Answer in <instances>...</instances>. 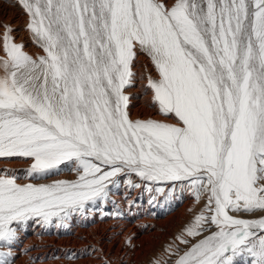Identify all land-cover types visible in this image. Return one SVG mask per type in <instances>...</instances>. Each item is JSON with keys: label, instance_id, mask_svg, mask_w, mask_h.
<instances>
[{"label": "snow or ice", "instance_id": "snow-or-ice-1", "mask_svg": "<svg viewBox=\"0 0 264 264\" xmlns=\"http://www.w3.org/2000/svg\"><path fill=\"white\" fill-rule=\"evenodd\" d=\"M18 3L45 55L0 25V157L30 158V178L67 165L77 179L21 184L3 170L0 264L28 221L91 211L121 177L147 186L133 174L203 201L156 264H264V0ZM137 51L158 73L154 106L174 123L130 118Z\"/></svg>", "mask_w": 264, "mask_h": 264}, {"label": "bare ground", "instance_id": "bare-ground-1", "mask_svg": "<svg viewBox=\"0 0 264 264\" xmlns=\"http://www.w3.org/2000/svg\"><path fill=\"white\" fill-rule=\"evenodd\" d=\"M167 2L171 3L172 0ZM27 22L28 16L18 0H0V25L10 26L14 30L12 32L14 42L22 44L23 51L36 59L45 53L30 38L31 34L29 35L26 29ZM3 31L4 29L0 27V33ZM3 55L4 53L0 51V57ZM143 63V58L138 56L132 67V71L137 75V81H134L130 88L126 86L124 90L129 96L127 111L130 118L174 123V118H166L154 106L153 93L146 84L149 77L158 79L157 73L148 72L146 69L147 81L142 82L145 77H141L143 75L141 68L146 66H143ZM4 164L0 163V175L4 174V169H7L10 175L18 174L15 169L13 171ZM18 165L20 168V164ZM120 179L123 182L126 178ZM134 183L147 186L134 187L132 197L129 198L124 191L120 195L112 194L115 200H107L105 212L102 209L98 214L92 212L87 220L82 221L73 218L69 223L64 220L69 228L58 229L57 226L50 228L33 221L12 251L15 255V264H145L150 256L156 253L159 255L158 247L160 248L161 242L165 239L167 230L171 226H177L180 219L192 217L203 201H195L188 189L182 187L179 182L151 184L137 178ZM156 188H162L164 191L157 192ZM165 210L171 211L170 214L165 215ZM261 215L262 213L256 212L254 215L245 214L244 218H258ZM160 217L162 219H159Z\"/></svg>", "mask_w": 264, "mask_h": 264}, {"label": "rangeland", "instance_id": "rangeland-1", "mask_svg": "<svg viewBox=\"0 0 264 264\" xmlns=\"http://www.w3.org/2000/svg\"><path fill=\"white\" fill-rule=\"evenodd\" d=\"M29 32V31H28ZM31 33L29 32V35H30ZM32 35V34H31ZM30 35V38H32V36ZM32 40H33V42L36 44V42L34 41V39L32 38ZM137 53H138V55H136L135 56V59H134V62L135 61H137V58H138V56L139 57H142L143 58V60H144V63H143V66H145V67H142L141 68V73L143 74L141 77L143 78V77H145L143 80L144 81H142V82H145L146 83V81H147V70H148V72H152V71H154L155 72V74L157 73L156 71H155V69H154V66H153V64L151 63V60H150V57H148L147 56V54L146 53H144V52H141V51H137ZM142 55V56H141ZM146 59V60H145ZM148 63H147V62ZM134 62H133V64H134ZM141 67V66H140ZM151 67V68H150ZM147 69V70H146ZM145 72V73H144ZM134 79H133V82L134 81H137V75H136V73H135V71H134ZM149 75V74H148ZM157 75V77H158V73L156 74ZM147 85V84H146ZM133 86V83L130 85V87H132ZM129 86H128V88H130ZM33 161L30 159V158H21V157H0V163H5L4 164V166L5 167H8V168H12L13 169V171H14V169H15V171L16 172H18V174H16L15 176H17L18 177V180H17V182L18 183H21V184H24V183H34V184H51V183H53V182H56V181H75L76 179H77V174L74 172V171H70L69 170V168H68V166L67 165H61L60 167H59V169H53V170H51L49 173H47V174H35V176H34V178H30L28 175H27V173H26V169H28L29 167H30V165H31V163H32ZM23 163V164H22ZM8 164V165H7ZM10 164V165H9ZM18 164H20V168L22 169H20L19 168V165ZM7 165V166H6ZM13 165H15V166H17V167H15V166H13ZM23 165H25V166H23ZM4 166H1V168L3 169L4 168ZM17 168V169H16ZM20 171L21 172H23L22 174L20 173ZM20 173V174H19ZM1 174V173H0ZM136 176H134V174L130 177L132 180H133V182H134V180H136L137 178H139V177H136ZM135 178V179H134ZM124 182H122L121 181V184H120V187H119V190L118 191H115L114 192V196L115 195H117V193L120 195L121 193H123V191H124V193L125 192H127V197L129 198V197H132V194H133V191H134V187H131V188H128V186L125 184ZM128 188V189H127ZM113 195H110V197H109V199H108V201H112V200H115L114 198H113ZM108 201L107 200H105V201H98V202H96L95 204H89L88 205V207H90L91 208V211H88V212H85L84 214H81V213H79V212H77V213H74V214H72V215H70L66 220L69 222V223H71L72 221H73V218L74 219H77V220H79V221H82L83 219L84 220H87L92 214V212H93V214H98L99 213V211L102 209V211L103 212H105V207H107V203H108ZM202 207V205H200L195 211V213H194V215H192V217L190 216V218H193L198 212H199V210H200V208ZM171 210V209H170ZM166 212H165V215H169L170 214V212L169 211H167V210H165ZM72 216V217H71ZM76 216V217H75ZM83 216V217H82ZM79 217V218H78ZM179 218H181V217H179ZM178 218V219H179ZM188 218V219H187ZM186 219H180L179 220V224H177V226L175 225V226H171L168 230H170L169 232H168V230H167V232L165 233L166 235H165V239L163 240V242H161L160 244H158V245H160V248L158 247V251L160 252V254L158 255L157 253L154 255V256H150L149 257V259H147V262L145 263V264H154V263H156V261L157 260H161V261H163V260H167L168 259V254L164 251V249L165 248H167L168 247V245L169 244H172L173 243V241H174V237L176 236V235H178L182 230H183V228L186 226V225H188L193 219H190L189 217H187ZM159 219H162L161 217L159 218ZM190 219V220H189ZM247 219H249V217L247 218ZM250 219H255V218H250ZM189 220V221H188ZM33 221H35V220H30V221H28L27 222V224H26V226L23 228V230H21L19 233H18V238H17V240H16V242L13 244V246H12V249H11V256L9 257V261H10V264H15V260H14V254H12V251L17 247V245L19 244V241H20V238H22L23 236V234L26 232V230H27V227H28V225L29 224H31ZM39 223H41L43 226H47V227H50V228H54L55 226H57L58 227V229H65V228H69V226L68 225H66L65 223H64V220H62V221H57L56 220V218H53V222L52 223H50V224H43L42 222H39ZM179 225V226H178ZM174 227V228H173ZM176 228H178V229H176ZM25 231V232H24ZM178 232V233H177ZM167 235H169L167 238H166V236ZM0 251H7V249L6 248H3V247H0ZM155 260H154V259ZM167 258V259H166ZM152 259V260H151ZM246 264V258H238L237 259V261H236V264Z\"/></svg>", "mask_w": 264, "mask_h": 264}]
</instances>
